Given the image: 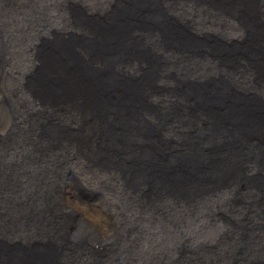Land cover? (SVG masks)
I'll use <instances>...</instances> for the list:
<instances>
[{"label":"bare ground","instance_id":"6f19581e","mask_svg":"<svg viewBox=\"0 0 264 264\" xmlns=\"http://www.w3.org/2000/svg\"><path fill=\"white\" fill-rule=\"evenodd\" d=\"M65 1L69 0H0V121L12 118L3 127L5 132H10L7 134V137L10 136L9 144L3 145L0 142V179L11 180L13 176L18 180L16 185L20 184L18 187L13 186V190L8 192L10 200H15L20 194L24 197L26 192H32L33 189L39 193L34 198V205L28 208L27 216H16L11 225L3 227L0 233L8 241L4 237L5 241L0 242V246L5 247L0 248V256L14 260L15 252H21L15 243L25 236L23 249L26 247L37 251L40 256L39 264H91L95 257L92 264H116L106 261L104 257L120 256L121 264H174L176 261L177 264H226L230 261L226 251L231 250V244L238 242V245L243 246L238 255L239 258L242 257L240 264H264V214L259 213L251 202L250 189H245L246 194L243 196L239 179L234 180L226 204L230 181H217L224 173L233 174V178L238 175L247 176L245 172H254L255 179H262L261 183L264 185V151L259 149V145L251 146L246 130L234 118L235 113L224 118L223 111L216 109V112L208 116V112L203 113L197 106L198 94L202 92L201 95L206 97L212 92L217 107L229 103L235 106L241 97L244 104L252 102L256 107L264 108V74L260 75L261 78L254 79L249 70L246 74L248 79L236 80L232 70L226 66L227 60L230 61L231 58L226 57V54L221 55L218 49L210 53L173 51L171 54H164L159 69L167 74L174 71L169 82L181 84L186 80L183 87L176 83L179 88L175 87L173 93L165 95L166 100H169L168 107L175 112L178 123L171 142L164 141V137L170 135L168 130L164 137L152 131V121L162 127L168 114L163 116L157 111H150L147 106L138 105L134 95L122 99L127 112L124 119L129 129L120 121H115L108 139L104 140L92 132L97 128L95 121L88 124L87 120L82 130H75L76 119L71 112L61 113L55 116V121L49 122L45 108L42 107L44 100L41 98L30 99V102L19 95L22 115L13 116L18 112L14 110L17 102L5 88L27 86L25 70H35L39 64H42L39 72L41 86L46 81L52 88L48 93L45 92L47 97L60 100L74 94H83L88 98L90 111L100 108L89 102L88 68L92 56L89 52L90 42L85 40L81 47H75L71 45V41V44L68 43L65 34L77 28L76 30L85 29L84 33L90 35L89 25L78 21L90 19V12H94L98 4L105 1L108 3L109 0H84L85 5L82 4L79 12L67 9ZM130 1L133 0L120 1L115 8L117 10L113 16L118 20L117 29L124 23L122 13L127 10ZM224 1L233 3L234 11L243 10V13H248L250 9L264 10V0H217ZM142 2L149 5L140 16L144 27L141 25L140 29H133V34L152 42V32L156 33L166 27V20H162L165 18L164 12L159 10V3L163 2L167 6L172 2ZM201 3L203 2L199 4ZM71 4L76 8L75 3ZM199 10L198 6H193L189 10L183 9L182 13L195 11L199 15ZM146 17L154 19L158 28L155 29L153 24L150 27L145 21ZM216 21L220 29H215L214 33L218 36L226 35L229 37L228 41L232 42L240 38V26L231 20V16H218ZM212 23L211 20H204L203 25L211 26ZM99 24L100 22H94L91 27L100 32L103 42L119 39L118 34L108 35L100 31ZM227 26L229 32L225 30ZM252 26L255 28V24ZM208 32L211 29L206 27L203 34ZM200 33L202 34L201 31ZM44 36H49L50 39L43 52L44 56L39 61L32 50L36 49V40L43 41ZM182 37L187 39L182 43L183 47H187L185 50L198 48L199 42L191 41L197 39L191 33L185 31ZM74 60L78 64L75 63L76 67L69 69V64ZM220 60L223 63L220 64ZM14 62L15 65L18 63L17 68L12 67ZM259 63L261 64L260 61ZM15 74L20 77H15ZM206 74L209 76L205 77ZM49 75L54 80L47 81ZM189 84H194L196 93L191 98L181 96L180 102L175 103L176 92L185 94ZM19 86L16 89H21ZM147 94L154 98L159 96L151 92ZM29 102L31 105L28 110L23 109ZM82 114L83 111L78 113L79 116ZM207 117L213 123L211 131L215 134L209 135L210 141L192 143L194 134L198 132L194 128L192 135L189 133V129H186L189 121L202 123ZM63 128L67 132L59 135ZM75 131L77 132L74 133ZM83 134L90 138L87 145L75 138L76 135ZM242 141L246 144L241 147ZM30 144H38L40 154H35L36 150ZM192 144L197 147L191 146ZM190 149L195 152L194 156L187 153ZM99 152V155H104L103 159L98 164L92 162L94 156L91 155ZM115 152L121 153L128 160L129 167L126 170L116 159L117 154L116 157L111 156L110 153ZM214 154L215 159L212 158ZM250 154L252 156L249 159ZM199 158L206 161L205 167L200 166L198 170L188 167L190 163L200 161ZM90 161L91 164H96L89 166ZM239 161H243L245 170L236 167ZM68 169L71 170L69 175ZM87 169L92 174L89 179L90 187L104 186L110 193L108 195L117 202L113 215L108 216L106 208L100 207L108 198L103 192L100 197L96 195L90 199L79 195L75 180L82 185ZM185 171H191L188 174H191L193 181H198L185 182ZM250 177L248 175L247 178L251 180ZM258 181H254L255 185L251 189L256 192L264 191ZM66 186L68 191L63 192ZM37 203L39 205L36 206ZM27 204L30 205L29 201ZM259 205L264 210L263 200ZM245 210L253 218L250 220L251 229L247 228L251 233L248 231L247 238L243 239L240 236L238 218ZM11 211L13 213L14 208ZM34 211L39 216L33 215ZM70 211L78 214L77 219L73 217L71 222L68 219ZM20 230L26 232L19 235ZM183 238L185 239L182 240ZM81 240H85L87 246L90 245V250L76 247L77 250L68 254ZM184 241L187 243V250L181 248L185 247ZM102 246L105 248L101 251Z\"/></svg>","mask_w":264,"mask_h":264},{"label":"water","instance_id":"95a60500","mask_svg":"<svg viewBox=\"0 0 264 264\" xmlns=\"http://www.w3.org/2000/svg\"><path fill=\"white\" fill-rule=\"evenodd\" d=\"M120 1L127 2V0H109L108 3L107 1H105L104 3L98 4L94 12H90L89 14L90 35H82V39L90 42V56L92 54L91 58L89 59L90 66L88 68V85H90L89 102H93L94 105H98L100 106V108L92 109V111L94 112L90 111V107L88 106L87 101L88 98L83 96V94H74L71 95L70 98L60 100H55L51 96L47 97L45 92L48 93V91L52 88L48 86L51 84L46 81H44L41 86L39 72L42 70H40L42 64H39V67H37V69L33 70V72L30 74L28 73L26 81L27 86L17 85L21 89H16L17 86L14 89H10L8 86H6L5 89L9 91V94L17 102V107H15L14 110L15 112H18L16 114H12L13 116H17L18 114L22 115V111L20 109V103L22 101L19 99V95H22V97L28 101L33 98H41L42 100H44L42 107L45 108V115L48 118L49 122L52 120L55 121V116H59L61 113L71 112L72 116L76 119L75 129L77 131L82 130L85 121L88 120V124L92 121H95L97 128L92 132H95L104 140L106 138L108 139L107 136L110 133V129L114 127L113 125L115 121H120L122 125H125L127 127L124 119L126 118L127 112L124 108V105H122V103L124 102L122 101V99L125 96L127 97L130 95H134L137 103H139L138 105L143 107L147 106L150 111H157V113L163 116H166L168 114V117L163 122L162 127L152 121V131L153 133L155 132L159 134L160 137H164V135H166L165 132H167L168 130L167 133H169L170 135L167 138L164 137V141L171 142L173 137L175 136L174 130L177 128L178 123H176L175 112H173V110L168 107L169 100H166L165 95L173 93L172 90H174L175 87L179 88L178 84L183 87L186 84V80L181 84L176 81H171V83L169 82L174 71L172 70L167 74L162 73L159 69L160 64H162L163 62L162 57L164 54H171L173 53V51L187 52L188 54L203 51H207L208 53H210L212 51L210 41L216 40L220 45H217L218 52L221 55L226 54V57L231 58L230 61L227 60L226 66L229 67L230 70H232L236 77V80L238 78L241 79V81L248 79L246 74L249 70L252 71L254 79H259L260 74H264V47L262 48V46L264 45V10L258 8L256 10L250 9V11L248 12V16L247 12H242L243 10L234 11L232 9L233 3H229L226 1L217 2V0H170V3L172 2V4H169L167 6L164 5L163 2H160L159 10L161 12H164L163 15L165 16V18L163 17L162 20H166L164 24L166 27L162 28V30H157L156 33L152 32L155 38L152 37L153 41L148 42L145 40V37L134 35L133 29H140L141 25L144 27L143 22H140V16L142 15V12H145L147 10L146 7L149 5L142 2V0H133L128 2L129 4H127V10L122 13V20L124 21V23H121L119 28L117 29L118 20L114 18L113 13L116 12L117 9L115 8L118 7V3ZM200 2L203 3L199 4ZM193 6H198L200 8L199 15L195 11L186 14L185 12L182 13L183 9L189 10ZM224 15H227L229 17L231 16V20L233 22H237L240 26L238 28V31L241 36L240 38L238 37V39H236L234 42H232L231 40L228 41L229 37L226 35L218 36L217 38L216 33H214L215 29H220V25L217 23L216 17H224ZM256 16H258L257 20L253 21V18ZM145 19L146 23H148L150 27L153 24L155 26V29L158 28V23H154V19H151V17H146ZM204 20H211L213 21V23L211 24V26H206L203 25ZM94 22H100V31H104L108 35L118 34L119 39H111L107 43L103 42L101 40L100 32L94 30L91 27ZM138 22H140V26ZM252 24H255V28L253 27L254 25L252 26ZM229 26L225 27V30L227 32H229ZM206 27L211 29L209 35L210 37H206L205 34L203 35V31ZM185 31L191 33L192 37L197 38L191 41L199 42L198 48H195L191 51L185 50L187 47L185 48V46L183 47L182 45L184 40L187 41L186 38L182 37V34ZM200 31L202 32V34L200 33ZM48 39H50L49 36H44L43 41L36 40V42L34 43V45H36V49L32 50V52L35 56H37L39 61H41L42 57L44 56V50L47 49ZM227 44L228 47H226ZM78 60L81 61L80 58H78ZM258 61H260L262 65L260 63L258 64ZM75 63L78 64L77 60H74L72 64H69V69L75 68ZM219 63L221 64L223 63V61L220 60ZM69 69L67 70L69 71ZM206 76L209 75L206 74L205 77ZM48 80L51 81L54 79L49 75L47 81ZM36 83H38V85ZM169 83L172 85H170ZM196 84H199V82H197ZM94 87H96L95 90H93ZM187 87L188 89L183 95L176 92V95H174L175 103L180 102L181 96L191 98L196 93L194 84H189ZM19 90L20 92H18ZM147 92H151L153 93V95L157 94L159 96L158 98H154L151 97L152 95L148 96L150 94H147ZM201 93L198 94L197 105L200 111H202L203 113L208 112V116H210L211 114L216 112V109H220L223 111L222 116H224V118L229 117L231 113H235L234 118L238 121V125L243 126V128L246 130V136L247 139L250 140L251 146H253V144L259 145V149L261 151H264V108H258L256 107L255 103L252 102L250 104H244L242 103L243 99L241 97H239L237 103H235V106H231V104L229 103L222 107H217V102L216 100H214L215 95L212 92L208 93L206 97L202 96ZM239 93L241 94V92ZM6 97L9 98L8 96ZM92 98L93 100H91ZM30 102L28 104L26 103V106L23 109L28 110V107L31 105ZM82 111L84 112L86 117L84 116V114H82L81 116L78 115V113H81ZM189 122L190 123L186 128L189 129V133L192 135V130L194 128L197 129L198 132L193 136L192 143L194 144H199L200 141H210L209 135L215 134V132L211 131L213 129V123L208 117L204 118L202 123L196 122L194 120H191ZM14 125L16 126V124ZM128 129L129 128L127 127V130ZM66 132L67 131L63 128V130L59 131L58 134L61 135L62 133L65 134ZM2 136L4 135H2L0 132L1 144L8 145L10 136L7 138H2ZM75 138L78 139L80 143H85V145H87L90 141V138L86 137L85 134L81 136L76 135ZM194 144H192L191 146L197 147ZM245 144L246 143L242 141L240 146H245ZM100 147L103 148L102 146ZM187 153L192 156H194L195 154V152L191 149L187 151ZM99 154L100 152L97 154L95 153V155H91L94 156L92 157V162L95 161L98 164L100 160L103 159L104 155ZM251 156L252 154L248 155V158L250 159ZM201 157L202 156H200V158ZM212 158L215 159L216 155L214 154ZM92 162H88L89 166H94L96 164H91ZM205 162L206 161L202 158L200 159V161H196L194 164L190 163L188 167L198 170L200 166L205 167ZM195 164L199 166L196 167L194 166ZM243 165V161H239L236 167L243 170ZM173 168L175 170L177 169L175 167ZM190 172H187V174L183 173L186 178L185 182L193 181L191 174H188ZM245 173L247 174V172ZM69 174H71V170H69V173L67 175ZM232 176L233 174L230 175L224 173L221 178H218L217 181L224 183L226 181L229 183L230 181V185L228 187L229 194V189L232 187L233 181L239 179L238 181L243 189V196L246 194V190L250 189L251 192H249L252 195L251 202L259 213L264 214V210H262L261 206L259 205L262 200L264 201V191H253L251 187L255 184H253L254 182L247 178L248 175H238L239 178H237L238 176L231 178ZM197 181L198 180L193 181V183ZM17 182V178H14L13 176L11 180L8 178H2V180L0 179V232L2 231L3 227H6L5 225H11L12 220L16 216H27L29 211L28 208L34 205V198L38 197L39 193H37L35 189H33L32 192H26L24 197H21L22 194H20V196L18 195L15 198V200H10L7 197L8 195H10V193L8 192H11V190H13L11 188L13 186L15 187ZM258 182H260L262 188H264L261 180ZM19 185L20 184L16 186L18 187ZM88 191L90 192V190ZM229 198L230 194L228 195L226 204ZM28 201L30 204L29 206L27 204ZM37 205L39 204L37 203L36 206ZM12 208H14L13 213L11 211ZM229 209L230 208L228 207V212ZM228 212L226 213L229 215ZM32 214H36V216H39L36 211L32 212ZM239 215L240 216L238 220L241 227L240 236H242L243 239H246L248 236L247 232L249 231L251 233V231L247 230V228L249 227L248 229H251L250 220L251 218H253V216L247 214L246 210ZM24 232L20 230L18 234H24ZM4 237L5 236H2V234L0 233V242L5 241ZM184 239L185 238H183L182 240ZM24 240L25 236L20 238L17 243H15V246L20 248L21 250V252H15V259L9 260L7 258H4L3 256H0V264H39L38 257L40 258V256H38L37 251L31 249L28 250L26 247L25 249H23V247L25 246ZM6 241H8L7 238ZM183 245L185 247L181 248L187 250L188 247L186 246L187 243H185V241L183 242ZM230 247H232L231 250L226 251V255L228 254L230 261H228L226 264H240L242 257L240 256L239 258L238 255L243 250V246L238 245V242H236V244L234 245L231 244ZM0 248L4 249L5 247L0 246ZM121 258V256L118 258L104 257L106 261H112V263L116 264H121ZM176 262L174 264H177Z\"/></svg>","mask_w":264,"mask_h":264},{"label":"rangeland","instance_id":"374dc122","mask_svg":"<svg viewBox=\"0 0 264 264\" xmlns=\"http://www.w3.org/2000/svg\"><path fill=\"white\" fill-rule=\"evenodd\" d=\"M69 1H70V3H69ZM69 1H65L66 2V8L67 9H69V10H73V11H77V12H79L78 10H80V7H82L83 5L82 4H84L85 5V3L84 2H86V1H84V0H69ZM75 1V2H74ZM71 2H73V3H75V7L76 8H74L73 6H74V4H71ZM81 2V3H80ZM68 5V6H67ZM78 8V9H77ZM87 20H84L83 21V19H80L81 21H78V22H82V23H85V24H87V25H90L89 24V20L90 19H88V18H86ZM85 24H83V25H85ZM77 29V28H76ZM76 29H73V30H69L65 35H67V36H65V38H66V40H68V43H70V41L73 43V44H71V45H73V46H75V47H81L82 45H83V42L85 41L84 39H82V35L83 36H89V34L88 33H84V30H76ZM70 33V34H69ZM74 35V36H73ZM204 35V34H203ZM205 35H206V37H210L209 35H210V32H208V33H205ZM217 35V34H216ZM215 35V36H216ZM70 36V37H69ZM73 36V37H72ZM217 38H218V35H217ZM60 40V39H59ZM211 42V47H212V50H213V52L216 50V49H218V47H217V45L218 46H220L219 44H218V42L216 41V40H212V41H210ZM220 43V42H219ZM221 44V43H220ZM214 54V53H213ZM215 55V54H214ZM14 64V65H13ZM12 64V67L13 68H17L16 66L18 65V63H16V65H15V62ZM29 71V72H28ZM14 72V70H12V73ZM27 72V73H26ZM33 72V70H25V76H26V78H27V75H28V73L30 74V73H32ZM34 74V73H33ZM261 75V74H260ZM15 77H20L18 74H15L14 75ZM260 78H261V76H260ZM13 81H14V79H13ZM259 81V80H258ZM249 92H251V90H249ZM250 94H252V93H250ZM11 119L12 118H8V120L7 119H4V120H1L0 121V132H1V134L2 135H4V136H2V138H7V134L8 133H10L9 131L8 132H5L4 130H3V127L4 126H6L8 123H9V121H11ZM76 130V129H75ZM77 131H75L74 133H76ZM6 135V136H5ZM35 146V147H34ZM30 147L31 148H34L33 150H36V153L35 154H37L38 155V153L40 154V146L37 144H30ZM39 151V152H38ZM29 152H31L30 151V148H29ZM111 154V156L113 155V157H116L117 155H118V158L116 157V159H118L119 161L118 162H120V164L122 165L123 164V167L122 168H124L125 170H126V167L128 168L129 166V164H128V160H126L124 157H122L123 155L121 154V153H119V152H115V153H110ZM117 154V155H116ZM121 155V156H120ZM120 158H121V160H120ZM119 164V165H120ZM125 164V165H124ZM241 170V169H240ZM263 171H264V166H263ZM254 173V172H253ZM253 173L252 172H247V175H250L251 177H250V179L251 180H253V182L254 181H256V180H262V179H255V177L253 176ZM90 174V175H89ZM92 176V174L90 173V170H88L87 169V175H86V177H85V179H83V182H82V185H80L79 183H78V181L77 180H75L76 178H74V180H75V182L77 183V191H78V193H79V195L81 196V197H83V198H87V199H90V198H94L96 195H98V197H100V194L103 192V194H105V195H107V197L108 198H106V200H105V203H104V201H103V203L102 204H100V207H102L103 209H105L107 212H108V216H111V215H113L115 212H114V209L116 208V206H117V202L115 201V200H113V197L111 196V195H108V194H110L108 191H107V189H105L104 188V186H91L90 187V177ZM74 177V176H73ZM253 178V179H252ZM66 181V180H65ZM89 182V183H88ZM67 183L69 184V181H67ZM67 184V185H68ZM89 186V187H88ZM82 188V189H81ZM85 188H87V189H85ZM103 188V189H102ZM94 189V190H93ZM88 190H90V192L88 191ZM92 190V191H91ZM97 190H100V191H97ZM105 192H104V191ZM64 191H68V187L66 186L65 188H64V190H63V192ZM243 195V194H242ZM240 199H243V197H241ZM109 200V201H108ZM106 204V205H105ZM111 205V206H110ZM111 207V208H110ZM66 210V209H65ZM105 210L103 211V212H105ZM70 216L68 217V219H69V221L70 220H72V218L73 217H76V215H78L77 213H75L74 211H70L69 213H68ZM73 214V216H71ZM105 215V214H104ZM156 216V218H159L158 217V215H155ZM71 217V218H70ZM108 218H110V217H108ZM155 218V219H156ZM76 219H77V217H76ZM71 222V221H70ZM61 225V224H60ZM81 242V243H80ZM84 243V244H83ZM83 246V247H82ZM87 245L85 244V240H81V241H79V244H77L76 246H74L73 247V249H71V251L70 252H67L68 254L69 253H72L73 251H75V250H77V248L79 249H86V248H88L89 250H90V245H88L87 247H86ZM77 247V248H76ZM75 248V249H74ZM101 248V251L105 248V246H102V247H100ZM82 249V250H83ZM95 249H97V248H95ZM73 250V251H72ZM65 255H67V254H65ZM96 258V257H95ZM95 258H94V260H95ZM94 260H92L93 262L92 263H94L95 261ZM91 263V264H92Z\"/></svg>","mask_w":264,"mask_h":264}]
</instances>
